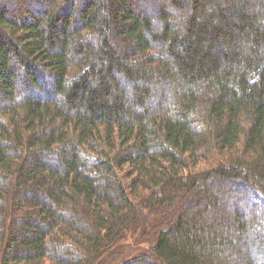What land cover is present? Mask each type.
Here are the masks:
<instances>
[{
	"label": "trees",
	"instance_id": "16d2710c",
	"mask_svg": "<svg viewBox=\"0 0 264 264\" xmlns=\"http://www.w3.org/2000/svg\"><path fill=\"white\" fill-rule=\"evenodd\" d=\"M0 264H264V0H0Z\"/></svg>",
	"mask_w": 264,
	"mask_h": 264
},
{
	"label": "rangeland",
	"instance_id": "374dc122",
	"mask_svg": "<svg viewBox=\"0 0 264 264\" xmlns=\"http://www.w3.org/2000/svg\"><path fill=\"white\" fill-rule=\"evenodd\" d=\"M120 52H122V50H120ZM46 84H47V83H46ZM50 88H51V87H50ZM50 88H49V93H48V95H51V94H52V91H51ZM48 95H47V96H48ZM132 249H133V248H132ZM130 250H131V249H130ZM132 252H133V251H132ZM132 252L130 253L131 255L129 254L130 256H129L128 258H131V257L134 255V254H132ZM128 253H129V252H128ZM128 258H127V259H128Z\"/></svg>",
	"mask_w": 264,
	"mask_h": 264
}]
</instances>
